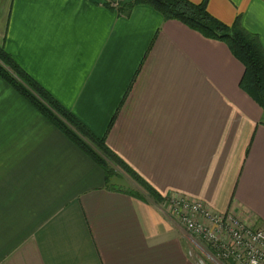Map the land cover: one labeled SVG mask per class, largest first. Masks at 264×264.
<instances>
[{
    "label": "crops",
    "instance_id": "obj_1",
    "mask_svg": "<svg viewBox=\"0 0 264 264\" xmlns=\"http://www.w3.org/2000/svg\"><path fill=\"white\" fill-rule=\"evenodd\" d=\"M111 1L0 0V45L165 200L264 230V103L241 87L244 63L221 38ZM190 1L264 49V0ZM126 182L0 76V264H201L191 239L213 264Z\"/></svg>",
    "mask_w": 264,
    "mask_h": 264
},
{
    "label": "trees",
    "instance_id": "obj_2",
    "mask_svg": "<svg viewBox=\"0 0 264 264\" xmlns=\"http://www.w3.org/2000/svg\"><path fill=\"white\" fill-rule=\"evenodd\" d=\"M112 1L109 6L114 3ZM137 4L152 6L167 19H180L208 37L225 40L245 65L241 87L258 102L264 103V49L259 37L245 29L240 19L230 27L214 17L205 3L197 4L190 0H132L128 7L131 9ZM0 76L15 86L51 122L99 163L108 177L122 171L154 199L165 200L164 196L108 146L104 137L94 134L73 112L29 75L3 45H0ZM127 191L141 197L139 192Z\"/></svg>",
    "mask_w": 264,
    "mask_h": 264
},
{
    "label": "built area",
    "instance_id": "obj_3",
    "mask_svg": "<svg viewBox=\"0 0 264 264\" xmlns=\"http://www.w3.org/2000/svg\"><path fill=\"white\" fill-rule=\"evenodd\" d=\"M166 214L207 246L213 264H264V230L233 211L219 213L183 194L166 197ZM203 264H207L204 259Z\"/></svg>",
    "mask_w": 264,
    "mask_h": 264
},
{
    "label": "rangeland",
    "instance_id": "obj_4",
    "mask_svg": "<svg viewBox=\"0 0 264 264\" xmlns=\"http://www.w3.org/2000/svg\"><path fill=\"white\" fill-rule=\"evenodd\" d=\"M121 0H116V4H118ZM114 3V4H115ZM111 165L115 168H117V170H121L118 166H115L113 163H111ZM125 174V173H124ZM126 175V174H125ZM126 179L127 181L129 182H126V186L125 188H127L128 190L130 191H136V192H139L141 194V196L145 197V196H148V197H151L153 198L147 191L144 190V188H142L140 185H138L134 180H132L130 177H128L126 175ZM176 194V193H174ZM158 202H163V200H157ZM165 204V212H166V206H167V203L166 201L164 200V203ZM185 229V228H184ZM199 240V239H198ZM195 240H189V246H190V252L189 254L191 255V259H194L196 261H198L199 263L203 264L202 260L204 259V261L209 264L210 262L208 260H206V258L204 257V254L202 253V250L203 248L201 247V250L199 248H197L195 246ZM201 241V240H199Z\"/></svg>",
    "mask_w": 264,
    "mask_h": 264
}]
</instances>
